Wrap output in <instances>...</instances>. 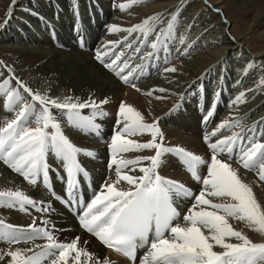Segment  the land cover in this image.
Instances as JSON below:
<instances>
[{"label": "snow or ice", "instance_id": "6c2138e0", "mask_svg": "<svg viewBox=\"0 0 264 264\" xmlns=\"http://www.w3.org/2000/svg\"><path fill=\"white\" fill-rule=\"evenodd\" d=\"M140 2L127 0L116 7L124 12ZM17 3L11 0L0 28L7 26ZM72 11L75 29V18L80 16L79 0H72ZM179 15V11L168 17L153 14L131 27L108 24V34L127 35L98 48L95 60L124 84L140 91L133 82L136 75L144 71L147 60L166 47ZM165 19L167 26L159 28ZM133 34L135 38L130 39ZM153 35L155 39L150 40ZM145 47L151 51L143 52ZM134 57L141 63H132ZM251 68L248 65L245 75ZM164 71L175 73L177 69L165 67ZM257 87L264 88V77ZM156 91L165 93L167 89L160 87L146 95ZM219 96L216 92L215 101L206 96L205 123L213 117ZM155 98L165 99L159 95ZM109 103L107 97H53L47 91L34 90L11 66L0 62V108L13 114L0 124V161L29 185H42L51 195L45 202L19 189L0 190V207L21 212L34 209L50 215L54 211L52 201L59 199L76 214L81 229L105 249L125 257L129 264H264V240L253 241L236 226L243 224L264 236V204L232 163L235 160L243 169L254 171L264 182V130L258 131L255 125L244 127L243 117L225 119L203 135L210 153L206 159L182 146L166 145L161 118L154 117L149 122L140 110L121 100L116 129L107 145V167L113 175L106 177L100 189L85 200L81 189L90 173L81 157L95 159L96 153L77 146L66 134L65 126L100 135L99 118L107 115L104 106ZM231 103H246V92L240 91ZM85 109L91 114H84ZM224 130L229 134L222 135ZM144 136L148 138L140 139ZM145 152L151 154H138ZM168 155L176 157L199 185L195 191L160 174ZM53 173L62 182V195L55 191ZM182 201H190L183 212L179 210ZM56 231L49 219H43L40 225L33 220L27 227L0 219V241L8 244L6 249H0V264H110L106 257L82 247L79 236L61 242ZM37 239L46 242L33 247L16 246ZM141 249L143 255L138 257Z\"/></svg>", "mask_w": 264, "mask_h": 264}, {"label": "bare ground", "instance_id": "6f19581e", "mask_svg": "<svg viewBox=\"0 0 264 264\" xmlns=\"http://www.w3.org/2000/svg\"><path fill=\"white\" fill-rule=\"evenodd\" d=\"M86 1L87 0H79V4L86 7ZM122 1L127 2V0H119L118 2L120 3ZM175 1L176 0H141L139 5L141 4L140 6H145L143 7L144 9L142 8L144 12L153 15L152 13L155 14L156 11L162 12V9H164V11L166 12L167 10L169 11L174 9L173 7H175L174 5H176ZM187 1L189 3V6L186 7L185 14L188 15L192 12V16L190 14V18H194L196 25L200 23V25L203 26V24L209 25L211 23V27L215 26L217 29L218 27H220V29L222 30V38L226 40L224 41L227 42V44L229 41L230 45L227 47L228 52L230 51L229 53L237 48L249 47L252 51H254L253 53L257 55L256 57H263V61H259L263 62V64L257 63L258 66L256 64L251 72L248 71L247 75H245V70H242L245 68L239 69V71L236 70L237 72L231 75L233 77V80H235L236 82L238 81V83L240 81V91L246 92V103L236 106L232 105L231 102H229L228 104H224L219 96L214 115L208 120L207 123H205L203 119L206 115V111L208 110V102L206 104L204 103L205 107L203 106V111L200 107L197 106L200 95H203V91H201L202 88L196 87V83H200L201 80L204 79V84L207 87L204 92L210 91L212 85H208L209 83L206 84V80H210L212 79V77L216 76L213 67L216 66L218 61H221V58H213V60L211 58L208 59L203 57L201 55L202 53L200 55L197 53L196 55H194L192 54V46H190L189 49H186L187 47L184 46V48H182V50L178 51L179 53H177V56H179L180 58V63H177L178 65L174 61L169 60H167V64L165 62H156L152 65L146 61L144 71L142 73H138L133 81L135 82L137 88L140 89V91H136L134 88H127L128 84H124L122 81H120L119 78L114 75V73L105 69L94 58L96 50L103 44V41L98 42V39H96L97 37L94 38V32L101 31L106 33V26L108 24H118L120 22L117 21V23L116 20L110 21V17H112L113 15L112 12L104 13L102 15L100 13H95L91 16L92 19L90 21L91 23H89V26L87 23L88 28H86L87 30L85 34L82 35L81 40L85 45L84 48H86L87 50L91 49L90 52L82 51L83 49L79 46L80 36L77 34L78 32H76L74 36H72V32V34H70L71 38L70 40H68V42L63 43L62 41H58L65 46L67 44L68 46H66V49L53 45L54 39L52 37V31L59 30V33H65L66 27L61 25L60 27H48L50 25L48 18L64 11L69 14V9L72 6V0H18V3L13 7L11 20L8 22L6 27L0 28V41L3 36H6L4 38L13 39V31H16V34L18 33V35L23 34V39L29 34V32H32V34L34 35L33 37L27 36V39H30H28L29 43L24 44L22 47L15 48L14 45V48L12 47L10 49H6L5 47L0 46V57L2 58V60L5 63L10 62L12 65H14L13 63L18 62L19 65L24 66V70H22L23 68L20 66L17 70V67H15V74L34 90L41 92L47 91L53 97H63L66 94H71L74 96H78L81 99H86L91 96L92 98H95L97 100L104 97H107L110 100V103L104 106V111L107 113V115L99 118V122L101 123L100 135L88 132H85L86 134L80 135L78 132H76L77 129L65 126L66 134L77 146L91 149L95 151L97 158H104L103 163H98L92 162V159L81 157L83 165L88 167V171H90L94 176L96 188L102 186L106 177L113 175V173L110 172L107 167V162L109 160L107 145L110 142L111 136L114 134L116 129V114L118 104L121 100L127 101L138 110H140L146 116L149 122H151L154 117H160L161 119L159 121V124H164L162 126L164 129H161L164 133V136L169 139L168 141H165L166 145L182 146L188 150L193 151L195 154H199L205 157L206 159L210 155L209 150L207 149L206 145L202 143L199 144L198 141L200 142V140L203 139V133H207L214 129L219 122L225 119L243 117L242 125L244 127L248 128L255 125L258 131L264 130V88L257 87L259 79L264 77V51L257 52L254 47L249 44L251 43L250 40H248V43L246 37L249 36V34L239 33L237 27L233 26L234 20L230 15V13L233 11L237 14L238 19L241 18L240 24H242V28L248 30L252 28L253 25H257L259 26V30L262 32V34H264V0H198V2L194 0ZM152 2H158L159 6L152 7L150 5ZM228 4L230 5L228 6ZM195 5L197 6L195 7ZM10 6L11 0H0V16L4 15L5 11ZM193 6L196 8V10H198L199 8L200 10L198 12L195 11ZM106 10L108 11V9ZM37 14H39V17L37 16ZM215 17L219 18V21L217 23H214L216 22V20L214 22L212 21ZM5 19L6 16L1 19L2 21L0 23H3ZM50 20L52 21V19ZM118 25L121 26V24ZM205 27V29H208L207 26ZM80 33L81 32L79 31V34ZM15 36L16 35H14V37ZM63 36L64 37L61 39H66L67 36ZM123 36L125 35H119L114 39L119 41L123 38ZM134 38L135 37L133 35V37H131L130 39ZM42 40L44 42H42ZM55 40H57V38ZM32 43H37L40 45H38L37 47H33L31 46ZM41 43L44 45H42ZM262 43L264 44V42ZM40 46L44 47L40 48ZM3 48H5L7 51H5V49ZM3 50L5 51V54L7 52L6 58L4 57L5 55L2 56ZM241 50L240 52L242 53ZM8 54H10L11 57H9L10 55L8 56ZM211 54L216 55L217 53L209 52V55ZM241 55L244 54L242 53ZM7 56L9 58H7ZM132 63L139 64L141 63V60L138 57H134ZM172 66H175L177 69L175 73L164 71L165 67ZM227 73L228 72H226L225 76H228V78H226L229 79L230 72L228 74ZM214 84L213 86L216 85ZM160 87L167 89V91L165 93L156 91L152 96L146 95L147 92L152 91L153 89H159ZM249 89H251V91H249ZM240 91H232V98H230L234 99V97L238 95ZM216 92L220 93L222 92V90H213V92L211 93L212 97L209 96L213 101L216 100ZM223 92L225 93V89H223ZM157 95L164 96L165 99L157 100L155 98ZM186 100H188L189 103L195 104V106L186 103ZM155 103L160 105L156 106L157 104ZM178 104L180 105V107L177 109ZM186 104H188V106ZM183 108H185V110H183ZM178 110L181 111L180 115H177ZM84 114L90 115L91 111L89 109H85ZM5 117V110L3 108H0V124L3 122V119ZM171 119L177 120L173 122V126L170 125V121H172ZM165 123L169 124V126H167V124ZM177 126L180 127V131L179 129L175 130V127ZM181 131L188 134H184ZM189 133L191 135H189ZM228 134L229 132L227 130H224L222 133V135ZM88 136H93V139L88 138ZM147 138V136H144L140 139L145 140ZM195 138L199 140L196 141ZM138 154L151 153L145 152ZM128 155L129 157H131L135 154ZM233 167L236 166L233 165ZM159 171L160 174L165 177L183 180L180 182L185 183L194 191L199 187V185H197L196 182L191 179L190 175L186 173L177 158L172 155L166 156V158L164 159V163L162 164ZM239 174L245 182L249 183L253 187L258 201L264 204V182L258 179L259 177L254 171L252 174H248V172H243L239 169ZM184 178L186 180H184ZM53 180L55 181L56 191V182L58 181V179L55 177L54 173ZM28 186L29 184L24 181L19 174L14 173L10 168L4 165L2 161H0V190H22ZM123 186L127 187L126 184H124ZM83 188H85V186ZM29 189L30 190L27 193L24 191L25 194L38 201L47 202L51 199L50 193L46 191L42 185L32 186L33 190H31V188ZM37 191L42 192L43 194L41 195H44V197L36 196ZM56 193L62 195V193H58L57 191ZM89 199L90 196L88 192V194L86 195V200ZM52 203L55 208L50 215L48 213H42V215H40L39 212H36L34 209H29L28 212L20 211V213H22L24 216L26 214L32 215L31 219L29 220V224H31L32 219H35L37 225H40V222L43 219H49L50 222L55 225L57 229L55 235L61 242H68L76 236H79L82 247H87L88 250L94 253H98L102 257H106L105 254L112 255L111 250L105 249L99 243V241L95 239V237L91 236L80 228L78 222L74 221L71 218L72 216L70 214V211H68L64 208L63 205H61V201L59 199L53 200ZM189 204L190 201L180 202L179 210L181 212L185 211L186 206ZM2 208L8 209L6 207ZM14 210L16 211V209ZM62 211L66 212L67 215H65L68 216L65 221L62 220L61 216H59V212L60 214H62ZM22 214L20 217H23ZM25 217L27 218V216ZM56 218H60L61 221H54ZM67 220H69V222ZM233 223L236 224V222L234 221ZM14 225L17 224L14 223ZM23 226L27 227L28 225L26 226L23 224ZM236 226L243 229L253 241L259 242L264 240V236L249 230L243 224H236ZM84 242L87 243L85 244ZM0 249H2V247H0ZM137 255L138 257L143 255V250H138ZM121 264H129V262L126 261V263L123 262Z\"/></svg>", "mask_w": 264, "mask_h": 264}, {"label": "rangeland", "instance_id": "374dc122", "mask_svg": "<svg viewBox=\"0 0 264 264\" xmlns=\"http://www.w3.org/2000/svg\"><path fill=\"white\" fill-rule=\"evenodd\" d=\"M105 1H107V0H90V2H91V6L93 7H90L89 9L87 8V7H84L83 5H80V10H79V12H80V16L79 17H77V18H75V29H74V16H73V13H66L65 11L64 12H60L59 14H56V15H54L53 17H50V18H48V21L50 22V25L48 26V27H51V26H56V27H60V25L61 26H65L66 27V30H65V33H59V30H56V34L55 35H52V37H53V45L54 46H59V47H63L64 49H66L67 47L66 46H68L67 44H66V46L64 45V44H61V43H59L58 41H62L63 43L64 42H68V40H70V38H71V36H70V34H72V32H73V35L72 36H74L75 34H76V32H78L77 34L80 36V38H82V35H84L85 34V32H86V28H88V26H89V23H91L90 21H91V19H92V15H94L95 13H100L101 15L102 14H104V13H109V12H112L113 13V15H112V17H110V21H115L116 20V22L118 21H120L118 24H121V27H131L132 25H134V24H136V23H139V22H141L145 17H147L148 15H151V14H147L146 12H144L143 11V7H145V6H140L139 4H138V6L137 5H134L132 8H130V9H128L127 11H124V12H121V11H119V9L116 7V5L119 3L118 1L119 0H108L107 2H105ZM194 1H196V2H198V0H194ZM94 2V3H93ZM123 2V1H122ZM159 2V1H158ZM158 2H152L150 5L153 7V6H159V3ZM176 2V5H174L175 7H173L174 9H172V10H167V12L166 11H164V9H162L163 11L162 12H155V14H162L164 17H168L169 16V14L170 13H172V12H174V11H179V13H180V15H179V18H178V20L176 21V25H175V31L172 33V35L169 37V39H168V41H167V45H166V47L163 49V50H161L158 54H156L153 58H151V59H149V60H147V62L148 63H150L151 65L153 64V63H156V62H161V63H164L166 60H169V61H174L176 64L177 63H180L179 62V60H180V58H179V56H177L178 54L177 53H179L178 51H181L182 50V48H184V46H186L187 48L186 49H189L190 48V46H192V48H193V51H192V54H194V55H196V53L197 54H201L203 57H205V58H211V59H220L221 58V61H218L217 62V64H216V66L215 67H213L212 69L213 70H215V75L216 76H214V77H212V79H210V80H206V84H208V85H212V88H210V91H208V92H204L205 91V89L207 88L206 86H205V84H204V79H202L201 80V82L199 83H196V87H199V88H202V90L201 91H203V95L201 94L200 95V99H199V101H198V103H197V106L198 107H200V108H202L203 106H205V104L208 102L207 100H206V96L208 97V98H211L212 96H211V93L213 92V90H218V91H221L222 90V92H223V89H225V93L223 94L222 92H220L221 94H220V99L224 102V104H228L229 102H232V100L233 99H231L232 98V94H233V92L232 91H240L241 89H240V86H239V84H240V81H239V83H238V81L236 82L235 80H233V77L231 76V75H233L235 72H237L236 70H238L239 71V69H242V68H245V69H242V70H246V69H248V65H252V68H251V70H249V72H251L252 70H253V68H254V66L258 63H261V64H263V62H259V61H263L262 60V58L263 57H256L257 55L256 54H254L253 52L254 51H252L251 50V48H249V47H241V48H237V49H234V50H232L231 51V53H229L228 52V49H227V47L230 45L229 44V41H228V44H227V42H225L226 40L225 39H223L222 38V35H221V29H220V27H218V29L214 26V27H211L210 26V24L209 25H205V24H203V26L202 25H200V23H198L197 25L195 24V20H194V18H190L191 16H192V12L190 13L191 14V16H190V14H188V15H186L185 14V9H186V7L187 6H189V3H188V1L187 0H176L175 1ZM174 2V3H175ZM186 2V3H185ZM178 3V4H177ZM56 4H58V3H56ZM96 4V5H95ZM109 4V5H108ZM197 4V3H196ZM230 4H228V6H229ZM141 8H140V7ZM197 5H195V7H196ZM104 7V8H103ZM116 7V8H115ZM194 6H193V8L195 9V11H199L200 10V8L198 9V10H196V8H195ZM139 10H138V9ZM143 8V9H142ZM192 8V7H191ZM106 9H108V11L106 10ZM116 9V10H115ZM136 9V10H135ZM103 10H105V11H103ZM133 10V11H132ZM135 10V11H134ZM194 11V10H193ZM166 12V13H165ZM88 13V14H87ZM6 11H5V14L4 15H2V16H0V22L2 21L1 19L2 18H4L5 16H6ZM85 14V15H84ZM152 14H154V13H152ZM90 15V16H89ZM115 15H117V16H115ZM230 15L232 16V18H233V20H234V24H233V26L234 27H237V29H238V31H239V33H241V34H249V36H247L246 37V40L248 41V40H250L251 41V43L253 44H251V43H249V41H248V43L251 45V46H253L254 47V49L258 52V51H264V44L262 43V42H264V34H262V32L259 30V26H257V25H253V27L252 28H250V29H248V30H246V29H244V28H242L243 26H241L242 24H240L241 23V18L240 19H238V17H237V14L236 13H234L233 11L230 13ZM120 16V17H119ZM189 16V17H188ZM115 18H119L118 20L117 19H115ZM50 19H52V21L50 20ZM216 20V22H214ZM88 21V22H87ZM189 21V22H188ZM214 23H217L218 21H219V18H217V17H215L214 18V20H212ZM87 23H88V26H87ZM126 26H125V25ZM58 25V26H57ZM123 25V26H122ZM90 26H91V24H90ZM167 26V19H165V22L163 23V24H161L160 26H159V28H164V27H166ZM205 26H207V28L208 29H205L206 27ZM257 26V27H256ZM76 28H78V30H76ZM159 28L157 29V31H159ZM203 28V29H202ZM83 29V30H82ZM212 29V30H211ZM214 29H215V31H214ZM83 32H82V31ZM206 30H208V31H206ZM218 30V31H217ZM245 30V31H244ZM79 31L81 32L80 34H79ZM214 31V32H213ZM213 32V33H212ZM30 33H31V35H30ZM34 33V32H33ZM67 33V34H66ZM258 33V34H257ZM35 34V33H34ZM127 35L126 33H117V34H108L107 32L105 33V32H101V31H98V32H94V38H96V39H98V42L99 41H103V44L102 45H104V44H106L109 40H115L114 38H116L117 36H119V35ZM14 35H16L15 37H14ZM18 33L16 34V31H13V39H10V38H4V37H6V36H3L2 37V39H1V41H0V46H2V47H5L6 49H10V48H14V45H15V48L16 47H22L24 44H26V43H29V40L27 39V36L29 37H33L34 35L32 34V32H29V34L27 35V36H25V40L23 39V34L21 35H18ZM24 35H25V33H24ZM57 35V36H56ZM63 35H65V36H67L66 37V39H61V38H63L64 36ZM97 35V36H96ZM134 35V37H135V34H133ZM22 36V37H21ZM62 36V37H61ZM78 36V37H79ZM93 37V36H92ZM188 37V38H187ZM3 38H4V41H3ZM16 38V39H15ZM19 38V39H18ZM57 38V40H55ZM181 38H184V43L182 44V43H180V39ZM250 38V39H249ZM27 39V40H26ZM44 39V38H43ZM149 39H155V36L153 35L152 37H150ZM222 39H223V41H222ZM16 40V41H15ZM22 40V41H21ZM225 40V41H224ZM15 41V42H14ZM28 41V42H27ZM72 41H73V39H72ZM190 41V42H189ZM42 42H44L43 40H42ZM56 42V43H55ZM58 42V43H57ZM188 42H189V44H188ZM222 42H224V43H222ZM21 43H23V44H21ZM193 43V44H192ZM42 44V43H41ZM9 45V46H8ZM29 45V44H28ZM38 45H40V44H37V43H32V45L31 46H33V47H37ZM42 45H44V44H42ZM27 46V45H26ZM206 46H208V47H206ZM44 46H40V48H43ZM5 48H3V49H5ZM209 48V49H208ZM5 49V51H7ZM242 49V50H241ZM90 50L91 49H89V50H87L86 48H84L82 51H87V52H90ZM209 50V51H208ZM236 50V51H235ZM239 50V51H238ZM240 50L242 51V53L244 54V55H241L242 53L240 52ZM5 51L3 50L2 52L4 53H2V56H4L5 58H6V54H7V52H6V54H5ZM147 51H151V49L150 48H147V47H145L144 49H143V52H147ZM244 51H245V53H244ZM209 52H216L217 54L216 55H209ZM10 54H8V56H9ZM199 55H197V56H199ZM221 55V56H220ZM254 55V56H253ZM7 56V58H9V57H11V55L8 57ZM220 56V57H219ZM225 56V57H224ZM250 56V57H249ZM253 57V58H252ZM191 58H193V57H191ZM224 58H226V59H224ZM195 59V58H194ZM197 59V58H196ZM213 59V60H214ZM193 60V59H192ZM252 61V62H251ZM0 62H2L3 64H6V65H9V66H11L13 69H15V67H17L16 68V70L19 68V66L20 67H22L23 69L22 70H24V66H21V65H19V63L18 62H15L16 63V65H15V63H13L14 65H12L10 62H4L3 60H2V58L0 57ZM256 62V63H255ZM252 63V64H251ZM258 64H257V66H258ZM260 64V65H261ZM178 65V64H177ZM14 66V67H13ZM218 66V67H217ZM26 68V67H25ZM220 68V69H219ZM27 69V68H26ZM25 69V70H26ZM219 69V70H218ZM228 69V70H227ZM231 70H232V72H231ZM15 71V70H14ZM230 72L229 73V79H227L228 78V76H225V74H226V72ZM224 72V73H223ZM219 75H218V74ZM227 73V74H228ZM227 77V78H226ZM215 79V80H214ZM216 80H217V82H216ZM209 81H211V82H209ZM214 81V82H213ZM234 82V83H233ZM217 85H215V84ZM213 84L215 85V86H213ZM128 86H130V85H127V88H130V89H133L132 87H128ZM230 87V88H229ZM237 87V88H236ZM228 88V89H227ZM236 88V89H235ZM239 89V90H238ZM206 94V95H205ZM208 94V95H207ZM209 96H211V97H209ZM202 97V98H201ZM231 97V98H230ZM159 103V102H158ZM186 103H189V101L188 100H186ZM205 103V104H204ZM155 104H157V103H155ZM189 104H191V105H193V106H195V104H193V103H189ZM202 104V105H201ZM160 104H157L156 106H159ZM187 106H188V104H186ZM189 108H191V107H189ZM183 110H185V108H183ZM181 111L180 110H178V112H177V115H180L181 113H180ZM5 115H6V117L3 119V122L6 120V119H10V118H12V113H10V112H7L6 110H5ZM185 115H186V111H185ZM196 118V117H195ZM195 118H193V119H195ZM177 119V118H176ZM172 120V119H171ZM175 121H177V120H172V121H170V125H172L173 126V122H175ZM203 121H204V119H203ZM2 122V123H3ZM1 123V124H2ZM165 124H167V123H165ZM203 124V123H202ZM164 125V124H163ZM163 125H161L160 124V127L162 128V129H164L162 126ZM205 125V124H204ZM167 126H169V124H167ZM174 128V127H173ZM180 127H175V130H178ZM179 131H180V129H179ZM76 132H78L80 135H82V134H86L85 132H82V131H80V130H77ZM181 132H183V131H181ZM184 134H188V133H185V132H183ZM205 133H203V135H204ZM189 135H191L190 133H189ZM199 136H202V135H199ZM93 137V136H92ZM92 137H90V136H88V138H90V139H93ZM198 137V136H197ZM191 138V137H190ZM202 138V137H201ZM169 139H167L166 138V136H165V141H168ZM195 140L196 141H198L199 139H196L195 138ZM194 140V141H195ZM198 143L200 144V143H202V144H204V145H206L204 142H203V139H201L200 140V142L198 141ZM92 162H98V163H103L104 162V158H95V159H92ZM232 163H233V165L234 166H236L237 168H241L242 169V171L243 172H248V174H252L253 173V171H249V170H246V169H243L242 167H240V165L235 161V160H233L232 161ZM86 168V167H85ZM240 169V170H241ZM243 174V173H242ZM185 176V175H184ZM186 178V177H185ZM184 178V180H186ZM259 179V178H258ZM176 180H178V179H176ZM178 181H183V180H178ZM57 187L58 188H62V185L60 184V181L58 180L57 182ZM62 183V182H61ZM29 188H31V190H33L32 189V186L31 185H29L28 187H25L24 189H22L23 191H25L26 193L30 190ZM41 194H43L42 192H39V191H37V193H36V196H43L44 197V195H41ZM54 207V206H53ZM55 208V207H54ZM14 209H10V210H8V209H3V208H1L0 207V219H4L7 223H12V224H17L18 226H23V224L24 225H29V220L31 219V217H32V215H28V214H26L25 216H27V218L22 214V213H20V211L18 212L17 210L15 211H13ZM9 213H11V214H9ZM21 214H22V216L23 217H20L21 216ZM39 214L40 215H42V213H40L39 212ZM67 215V213L66 212H64V211H62V214H60V212H59V216H61L62 217V220H66L67 218H68V216H66ZM72 216V217H71ZM71 218L74 220V221H76V222H78V219H77V216H75V215H73V214H71ZM60 217V218H61ZM60 218H56L54 221H56V222H59V221H61V219ZM70 219V218H69ZM33 220H35V219H32V222H33ZM53 221V220H52ZM68 222H69V220H67ZM23 222V223H22ZM31 222V223H32ZM46 241L45 240H43V239H37V240H35V241H30V242H28L27 244H24V243H22V244H20V245H16V246H19V247H33L34 245H36V244H40V245H43L44 243H45ZM0 247H2V249H6L7 247H8V244L6 243V242H4V241H0ZM111 254L112 255H107V254H105L106 255V258L108 259L109 258V261H110V264H121V262H120V260L118 259V258H116L117 256L113 253V252H111ZM115 262V263H114Z\"/></svg>", "mask_w": 264, "mask_h": 264}]
</instances>
